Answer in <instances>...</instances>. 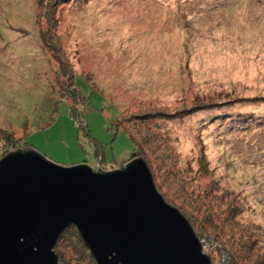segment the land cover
Returning <instances> with one entry per match:
<instances>
[{
    "label": "rangeland",
    "instance_id": "374dc122",
    "mask_svg": "<svg viewBox=\"0 0 264 264\" xmlns=\"http://www.w3.org/2000/svg\"><path fill=\"white\" fill-rule=\"evenodd\" d=\"M20 147L145 158L212 264H264V0H0V159Z\"/></svg>",
    "mask_w": 264,
    "mask_h": 264
},
{
    "label": "water",
    "instance_id": "95a60500",
    "mask_svg": "<svg viewBox=\"0 0 264 264\" xmlns=\"http://www.w3.org/2000/svg\"><path fill=\"white\" fill-rule=\"evenodd\" d=\"M71 225L97 264H212L142 157L104 170L60 165L28 147L7 152L0 159V264H58L54 247Z\"/></svg>",
    "mask_w": 264,
    "mask_h": 264
},
{
    "label": "trees",
    "instance_id": "16d2710c",
    "mask_svg": "<svg viewBox=\"0 0 264 264\" xmlns=\"http://www.w3.org/2000/svg\"><path fill=\"white\" fill-rule=\"evenodd\" d=\"M80 125H82V124H80ZM5 132H6L7 136H9V139L11 140L12 136H13L12 135L13 133L7 132V131H5ZM112 132H114V131H112ZM131 139H132V141L134 142V145H135V150H134V153H135L137 151V144L133 140L132 137H131ZM20 149H24V148L20 147ZM97 156H98L99 166L102 167L104 170L111 169V168L114 167V166H112V167L103 166L104 156H103V154L101 152H100V154L97 153ZM144 160L147 162V160L145 158H144ZM64 240H67V242L71 243L74 246L76 244L77 247L76 246L75 247L77 248L78 253L81 254V257L78 256V259H75V260L71 261L70 264H88V263L89 264H97L95 258L93 257V255L90 252L89 248L86 246V244H85L84 240L82 239V237H81V235H80V233H79V231H78L76 226L71 225L68 228H66V230H64L63 233L61 234V236L59 237V240H58L56 246L58 244H61V242L64 241ZM74 241H75V244H74ZM56 246H55V249H56ZM58 249H59V247H58ZM72 256H74V255H72ZM59 262H60V260H59ZM58 264H60V263H58Z\"/></svg>",
    "mask_w": 264,
    "mask_h": 264
},
{
    "label": "built area",
    "instance_id": "2783aa9c",
    "mask_svg": "<svg viewBox=\"0 0 264 264\" xmlns=\"http://www.w3.org/2000/svg\"><path fill=\"white\" fill-rule=\"evenodd\" d=\"M112 130V129H111ZM113 131V130H112ZM115 132V131H114Z\"/></svg>",
    "mask_w": 264,
    "mask_h": 264
}]
</instances>
